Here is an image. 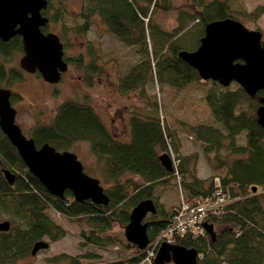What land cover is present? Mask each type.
<instances>
[{
  "label": "trees",
  "instance_id": "trees-1",
  "mask_svg": "<svg viewBox=\"0 0 264 264\" xmlns=\"http://www.w3.org/2000/svg\"><path fill=\"white\" fill-rule=\"evenodd\" d=\"M86 2L89 11L83 14V22L73 27L74 32L85 33L90 17L97 14L118 40L134 46L135 52L143 57L136 65L135 73L130 71L119 80L123 92L143 88L153 76L162 85L165 83L179 90L198 83L203 79L185 62L180 52L196 49L205 26L211 21L233 18L242 23L255 24L264 11V6L247 11L237 0H187L190 9L175 7L171 0ZM53 3L50 0L43 11L50 15L51 22L56 23V15L61 17L62 9L50 14ZM174 8L179 12L178 25L174 30H164L154 22L156 13ZM63 30L66 31L67 27L64 26ZM16 38L0 40V55L11 56L21 49V41ZM62 40L65 47L64 37ZM150 40L151 49L148 48ZM94 61L85 64L81 57H77L75 63L87 72H100L102 69ZM152 61L154 68L151 67ZM21 78L14 72L6 76L0 70V83L4 82L5 86ZM208 81L219 92L207 89L201 99L207 104L212 122L218 126L204 120L182 122L186 132L201 142L215 173L207 178L197 175L196 153L178 154L179 143L174 138L178 129L172 133L163 125L157 100L148 102L145 107L130 109L127 121L129 137L126 140L109 131L90 103L73 99L61 102L49 123L32 127L28 137L34 140L37 147L48 143L61 151L68 150L76 141L89 144V150L96 158V170L107 183L103 185L109 199L106 205L90 200L76 201L68 190H65L63 198L50 194L30 173L0 130V211L9 219V228L0 231V264H13L29 256L34 243L44 237L54 241L65 234L47 215L48 208L87 226L78 233L80 247H105L118 241L108 232L113 225H126L131 208L139 201L150 198L156 207L155 213L147 220V236L152 241L177 212L181 200L191 205L214 201L215 178H218L226 197L220 208L207 211L205 222L212 224L213 236L203 227L199 235L188 232L177 234L173 245L194 248L197 264H264V133L256 115L263 92L259 90L249 95L235 82L231 87V83L222 86L217 81ZM241 134L242 143L236 141ZM222 149L225 152L221 154ZM171 150L176 154V160L172 159L176 163L171 171H167L158 157L164 152L170 155V152L173 153ZM5 169L14 175L11 183L5 178ZM160 186L178 190V203L167 207L159 203L156 191ZM123 241L129 253L115 260L84 262V259L89 261L94 257L86 252L81 255L60 253L47 258L46 262L146 264L147 252L127 240ZM151 262L156 264L154 257Z\"/></svg>",
  "mask_w": 264,
  "mask_h": 264
},
{
  "label": "rangeland",
  "instance_id": "rangeland-1",
  "mask_svg": "<svg viewBox=\"0 0 264 264\" xmlns=\"http://www.w3.org/2000/svg\"><path fill=\"white\" fill-rule=\"evenodd\" d=\"M237 1L247 11H251L257 6H264V0ZM171 2L175 7L183 6L190 9L186 4L187 0H171ZM59 3L63 16L58 23L51 25V30L54 32H62L64 26L80 25L84 20L83 14L89 11L86 0H59ZM178 13L175 8L166 12H158L153 16V20L162 29L172 31L178 25ZM89 21L85 33L65 32L63 34L66 42L64 53L72 57H81L83 63H87L89 58H92L95 60L96 66L102 71L90 73L85 68L72 63L57 83L46 82L37 74H24L21 80L12 81L9 84L10 91L17 93L15 95V99L16 97L17 99L11 100L10 103L16 109L15 121L23 134L30 136L33 126L49 123L58 105L64 100L73 99L90 103L113 135L117 137L128 136L127 121L130 109L132 107H145L148 102L157 100L163 125L168 127L172 133L177 129L180 132L179 134L177 131L176 136H174L175 141L179 143L178 154L196 153L198 156L196 161L197 175L205 178L211 176L214 171L206 159L207 156L203 152L201 142L194 140L190 133L186 132V126L182 122L204 120L217 125L212 122L207 104L201 97L207 89L212 88L215 92H219V89L213 86L210 81L201 80L190 87L179 90L168 87L165 83L162 85L153 76L152 80L146 83L143 88L138 87L123 92L119 87V80L128 73L132 66L138 65L143 57L135 52V47L128 46L118 40L109 31L106 23L99 15H92ZM243 24L249 29H259L262 32V39H264V11L255 24L250 22H243ZM146 32L149 33L147 30ZM151 43L150 40L148 42L150 49L152 48ZM19 58L20 54H14L9 60L10 66L18 67ZM153 64L152 61V68H154ZM229 86L233 87V83ZM3 87H6L5 83L1 82L0 88ZM236 141L242 143L243 134L239 135ZM68 150L76 154L87 175L97 178L102 186L107 185L103 176L96 170V158L89 150V144L86 141H76L70 145ZM171 151L173 152H170L171 160H176V154L173 150ZM224 152L222 149L220 153ZM209 155L211 156V153ZM126 176L138 178L135 175ZM160 188L162 190L156 191V198L159 203L165 207L178 203V190L175 191L169 186H160ZM46 213L64 230L65 234L54 241L44 237V240L49 244L47 248L39 249L34 255L30 254L20 258L13 264H49L46 259L60 253L81 255L87 252L94 256L89 261L84 259V262L111 261L129 253L122 244L123 240H126L124 237L125 225L114 224L113 228L108 231L118 240L110 245L80 247L81 238L78 233L87 226L82 221L79 222L76 219L62 216L53 208H48ZM150 215L145 217L146 221ZM4 220L9 219L6 214L0 211V221ZM146 249L145 252H147ZM144 262L146 264L152 263L151 259L149 261L145 259Z\"/></svg>",
  "mask_w": 264,
  "mask_h": 264
},
{
  "label": "water",
  "instance_id": "water-1",
  "mask_svg": "<svg viewBox=\"0 0 264 264\" xmlns=\"http://www.w3.org/2000/svg\"><path fill=\"white\" fill-rule=\"evenodd\" d=\"M46 6L47 0H0V39L7 41L19 34L24 51L20 66L28 72L37 70L45 81L56 83L67 65L62 59L63 47L59 37L40 30L47 23V18L41 15ZM180 55L203 80L217 81L222 86L235 82L249 95L262 90L256 115L264 133V42L261 31L249 29L233 18L214 20L205 26L198 47L182 51ZM10 94L8 88H0V130L30 173L54 196L63 198L65 190H68L76 201L90 200L106 205L109 199L103 186L97 178L83 171L75 153L57 150L48 143L37 147L32 138L23 134L15 121L16 110L10 104ZM158 158L164 169H173L168 153L164 152ZM4 175L9 183L13 181L14 175L9 170L5 169ZM155 211L153 200L147 198L139 201L129 212L124 237L138 249H144L148 243L145 217ZM203 227L213 236L212 224L204 222ZM8 228V220L0 221V231ZM48 245L46 240H38L31 254ZM196 257L194 248L163 243L154 261L156 264H197Z\"/></svg>",
  "mask_w": 264,
  "mask_h": 264
},
{
  "label": "built area",
  "instance_id": "built-area-1",
  "mask_svg": "<svg viewBox=\"0 0 264 264\" xmlns=\"http://www.w3.org/2000/svg\"><path fill=\"white\" fill-rule=\"evenodd\" d=\"M176 161L173 160V165ZM214 191L213 198L209 204L201 203L191 205L184 201L179 202V208L177 212L172 216L166 226L160 231L158 236L150 241L147 245L146 260H150L155 256L156 250L160 243L172 244L174 242V236L177 234L190 233L193 235H199L203 232L202 223L205 221L207 211L209 209H218L225 203V193L221 189L218 178L214 179ZM153 244V245H152ZM149 248V249H148ZM144 259V260H145Z\"/></svg>",
  "mask_w": 264,
  "mask_h": 264
},
{
  "label": "flooded vegetation",
  "instance_id": "flooded-vegetation-1",
  "mask_svg": "<svg viewBox=\"0 0 264 264\" xmlns=\"http://www.w3.org/2000/svg\"><path fill=\"white\" fill-rule=\"evenodd\" d=\"M49 1L50 0H47V6H48V3H49ZM52 1H54L55 3L52 5V10H51V12H50V14H54V13H58V12H60V9H61V6H60V4H59V0H52ZM47 6H46V8H47ZM45 8V9H46ZM44 10V9H43ZM43 10H41V15H43L44 17H46L47 18V23L44 25V26H41L40 27V30H41V32L42 33H49V32H52V33H55L58 37H59V39H60V41H61V43H62V47H63V56H62V59H63V61L66 63V65H67V67H66V70L65 71H63V72H61V74H60V79H59V81L61 80V78H62V75L69 69V65H71L72 63H75V61H76V59H77V57H72V56H68V55H65V53H64V46H63V40H62V34H64L65 32H69V33H75L74 32V30H73V26H70V27H67V30L66 31H62V32H54L53 30H51V25L52 24H56V23H58V21L60 20V19H62V16H63V13L61 14V17H60V15L59 14H57L56 16H57V19H58V21L56 22V23H53V22H51V20L49 19V17H50V15L49 14H45L44 13V11ZM62 12V11H61ZM88 29V28H87ZM14 36H16L17 38L16 39H20V41H21V49L20 50H18V51H15L11 56L9 55V56H5V57H3L2 55H0V70H1V72L4 74V75H9V74H11L12 72H14V73H17V74H19V75H21V77H23L24 76V74H37L38 76H40L41 78H42V76L40 75V73L36 70V71H34V72H28V71H26V70H24L21 66H20V59H21V57L24 55V51H23V44H22V38H21V36L19 35V34H15ZM14 36H12V37H14ZM10 39V38H9ZM8 39V40H9ZM1 40V39H0ZM7 40V41H8ZM2 41V40H1ZM132 47H134V46H132ZM16 53H18V54H20V58H19V60H18V67H15V66H10V59L12 58V56L14 55V54H16ZM94 59H92V58H89V60H88V62L87 63H85V64H88V63H90V62H92ZM8 64V65H7ZM95 64V63H94ZM96 65V64H95ZM135 65L134 66H132L130 69H129V71L128 72H133V73H135L136 72V69H135ZM102 71V70H101ZM43 79V78H42ZM21 80V79H20ZM44 80V79H43ZM45 81V80H44ZM47 82V81H46ZM57 83V82H56ZM9 86V85H8ZM8 86H6L5 88H8L9 90H10V88L8 87ZM133 89H135V88H133ZM11 92V94H10V97H9V100H10V102H11V100H16L17 99V97H16V99H15V95L17 94L16 92H12V91H10ZM11 104V103H10ZM16 110V109H15Z\"/></svg>",
  "mask_w": 264,
  "mask_h": 264
},
{
  "label": "crops",
  "instance_id": "crops-1",
  "mask_svg": "<svg viewBox=\"0 0 264 264\" xmlns=\"http://www.w3.org/2000/svg\"><path fill=\"white\" fill-rule=\"evenodd\" d=\"M118 137H121L122 139H125V140H126V139H128V137H129V132H128V136H118ZM160 190H162V188L159 187V188H158V191H160ZM158 191H157V192H158Z\"/></svg>",
  "mask_w": 264,
  "mask_h": 264
}]
</instances>
